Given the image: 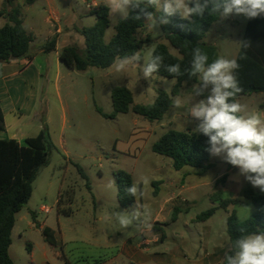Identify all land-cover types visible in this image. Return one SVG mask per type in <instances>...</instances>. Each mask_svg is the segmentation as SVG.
<instances>
[{
    "label": "rangeland",
    "instance_id": "rangeland-1",
    "mask_svg": "<svg viewBox=\"0 0 264 264\" xmlns=\"http://www.w3.org/2000/svg\"><path fill=\"white\" fill-rule=\"evenodd\" d=\"M79 3L82 16L76 21L77 29L82 30L79 26L89 29L96 20L89 15L86 4L82 0ZM32 15L34 19L24 15L23 20L27 30L35 22L34 51L45 45L51 29L44 21L46 14L42 8L32 10ZM115 18L116 22L111 20L105 34L106 42L116 35V25L120 18ZM55 20L60 19L50 18L54 23ZM248 20L243 15L219 19L212 25L204 41L216 46L219 57L236 59ZM162 35L161 25L153 31L145 29L138 32L141 39L148 36L151 38V42L141 51L142 57H146L160 43L168 45L172 53L177 52ZM61 38L63 46H75L79 51H85L86 41L80 31L72 30L68 33L65 30ZM72 73L75 95L67 99L68 123L62 134L63 112L56 99L51 96L48 99L52 108L56 109L52 124L53 136L56 140H64L66 144L65 147L60 145L58 149H48L47 164L38 172L31 199L17 215L13 243L9 250L14 263L32 264L27 248L31 245L41 257H47L49 264H96L115 254L116 247H111L110 243L117 244L130 238L140 239L141 233L135 226L122 229L114 219L100 220L101 216L107 217L113 212L131 211L133 208L135 203L128 209L122 208L117 197L116 175L125 171L132 175L134 181H142L145 176L149 178L148 185L141 183L144 196L140 203L151 210L153 227L148 230L147 241L142 240L144 243L138 248L139 251L136 253L135 249H127V253H124L127 260L116 264H130L131 261L137 264H221L225 251L230 248L227 233L229 212L220 208L207 222L198 221L196 216L213 207L211 200L218 191L223 192L225 189V183H219L220 179L228 172L238 174V168L225 162L222 157L213 155L210 162L214 166L208 171L201 173L200 170L189 168L198 171L199 175L189 177L186 185H202L191 196L176 193L163 197L167 192L165 186L156 184L159 181L167 184L169 180L183 178V173L175 171L170 165L171 159L153 151V145L172 129L199 133L195 131L197 122L189 116L188 111L193 102L205 98L200 96L194 99L192 96L191 88L197 82L182 85L178 95L173 98V107L160 121L151 122L132 109L127 114L109 119L101 115L98 109L107 115L113 113L111 95L115 87H126L132 91L133 106L151 105L160 92H166V88L170 87L171 91L166 93L171 94L177 80L172 84L170 82L173 79L156 74L145 79L138 68L131 66L119 73L99 68L85 72L73 70ZM237 101L246 106V113L241 114L264 112V92L242 96ZM179 113L182 117L177 116ZM27 123L37 124L38 120L32 117ZM220 174L223 176L218 179L216 187H209V181ZM113 181L114 187L108 188L107 185ZM247 184L245 180V187ZM244 189L240 187L241 193L235 199L242 202L236 206L246 203ZM194 199L197 201L194 202ZM222 199H225L223 195ZM59 200L60 208L68 211L69 215L60 211ZM236 206H230L229 211ZM42 208L49 209V213L43 212ZM236 210L240 222L257 212L252 204L237 207ZM33 214L38 217L39 227L34 224ZM175 216L178 220L173 223ZM191 218L196 220L192 222ZM47 224L55 230L57 243L46 241L43 231ZM206 227L211 229L214 236L210 244L203 241L202 231ZM164 228L167 238L162 241L161 231ZM223 249V254L214 255L212 260L200 261V257H196L197 254L202 256L206 252L212 254Z\"/></svg>",
    "mask_w": 264,
    "mask_h": 264
},
{
    "label": "trees",
    "instance_id": "trees-1",
    "mask_svg": "<svg viewBox=\"0 0 264 264\" xmlns=\"http://www.w3.org/2000/svg\"><path fill=\"white\" fill-rule=\"evenodd\" d=\"M31 2L32 0L27 1L28 4ZM147 11L154 13L157 20L163 15L151 6L147 8ZM137 12H132L127 20H119L116 25V35L106 42L105 34L110 27L109 9L106 6L93 9L91 14L96 17V24L92 28L82 30L86 41L85 51L81 52L75 46L64 47L59 53L60 60L69 69L77 72H85L91 68L107 70L111 68L116 56L131 55L135 51L141 52L151 42V38L149 36L145 39L138 37V32L147 28V20L144 17L140 20L133 19L132 16ZM0 16L6 19V23L0 29V63L27 57L30 54L34 37L24 27L21 7L16 5L15 0H6L0 10ZM167 19L169 23L161 24L162 37L177 52L172 53L166 44H158L154 54L162 55L164 61L160 70L154 74L177 80L172 93L162 91L153 104L133 106L132 91L126 87H115L111 95L113 113L107 115L98 109L104 117L115 119L117 115L127 114L132 109L134 113L151 122L162 120L173 107V98L178 95L182 85L186 82H197L195 77L189 79L187 74L173 77L165 70L164 65L179 63L182 71L190 67L192 59L190 53L195 47L202 48L208 54L209 62L219 57L216 46L204 41L212 25L219 20L218 16L209 15L206 11L203 17L193 16L190 20H183L178 15L167 17ZM56 44L57 40L54 38L47 42L43 50L51 52L56 49ZM236 60L240 65L237 77L243 89L236 99L253 93H263L264 16L248 20ZM0 129H5L1 110ZM207 141L208 137L201 133L172 129L153 145V151L171 159L175 171L192 168L205 172L214 166L210 162L211 154L206 150L209 147ZM53 147L55 146L51 142L46 124L37 137L27 138L24 145H20L15 140H0V264H15L10 257L9 250L13 243L12 233L17 215L31 199L33 184L38 172L47 164L48 149ZM116 178L119 204L122 208L128 209L135 203V198L129 196L125 189L134 182L133 177L128 172L120 171ZM226 178L224 175L219 183H225ZM217 195L218 199L214 201H217L219 205L198 215L197 220L207 221L218 209H226L229 212L227 233L230 248L237 236L241 235V228L246 233L264 231V210L261 209L264 206V192L250 183L247 185L244 200L246 203L255 205L258 211L243 222L239 221L236 210L229 211L230 206L241 204L242 201L222 199L221 191H218ZM60 206L61 201L59 200V209H61ZM60 211L66 215L70 214L62 209ZM43 234L48 242L54 243L48 228L44 229ZM229 249L227 252L231 254Z\"/></svg>",
    "mask_w": 264,
    "mask_h": 264
},
{
    "label": "clouds",
    "instance_id": "clouds-1",
    "mask_svg": "<svg viewBox=\"0 0 264 264\" xmlns=\"http://www.w3.org/2000/svg\"><path fill=\"white\" fill-rule=\"evenodd\" d=\"M109 9V17L115 23L116 15L120 20H135L144 17L146 27L153 31L161 24L169 23L167 17L178 15L183 20L193 16L209 15L227 19L232 15H243L252 19L264 16V0H103ZM143 5V7H142ZM192 5V6H190ZM151 6L163 15L157 20L154 13L147 11ZM153 48L142 57L140 51L131 55L116 56L111 64L115 72H124L129 66L138 68L145 79L152 78L163 65L164 57L154 54ZM190 67L181 70V65H164L165 70L173 77L187 74L189 79L195 77L197 83L191 88L192 96L205 98L193 102L188 109L189 116L195 120V131L208 137L209 147L206 149L213 156H220L228 164L238 168L253 187L264 192V112L246 113V106L237 101L243 89L237 77L240 65L235 58L223 56L209 62L208 54L200 47L191 50ZM143 60V63L141 61ZM170 83L174 84L175 79ZM166 92L171 89L166 88ZM205 93L207 95L205 96ZM179 106V105H176ZM143 185L150 180L134 181L125 192L135 198L131 211H116L109 216H101V220L114 219L122 229L135 226L140 232L151 230L152 212L144 208L140 199L144 196ZM114 187V181L107 185ZM243 219V217L241 218ZM241 235L232 242L225 253L221 264H264V231L246 233L240 229Z\"/></svg>",
    "mask_w": 264,
    "mask_h": 264
},
{
    "label": "crops",
    "instance_id": "crops-1",
    "mask_svg": "<svg viewBox=\"0 0 264 264\" xmlns=\"http://www.w3.org/2000/svg\"><path fill=\"white\" fill-rule=\"evenodd\" d=\"M5 1L6 0H0V10L2 9ZM27 1L28 0H15L16 5L20 6L22 9V18L24 17V15H27V16H31L32 19H34V16L32 15V10L34 9L38 10V8L39 9L42 8L46 14L44 21L46 24L50 26L51 29L48 32L49 37L47 39V42L55 38L57 40V44L55 50H52L51 52H45L43 48L47 44V42L39 50L37 49L34 51L32 50L33 49L32 48L33 43H32L30 54L27 57L13 59L7 63H0V110L3 114L4 123H5V129L4 130L0 129V140H15L20 145H24V141L27 138L37 137L43 130L44 124H46L48 132L50 134L51 142L53 143L55 148L58 149L60 145L62 147H65L66 142L64 140H60V138L56 140L53 136L52 124L54 123V117H55L54 112L56 109L52 108V105L49 104L48 99L50 96L53 97L54 99L57 100V103L61 107V112H63V115H62V125L60 131L62 134L63 132H65L68 123L66 116V108L68 102L67 99H72V97L75 95L74 94L75 91L73 90L74 86L72 85V83H74L73 81L74 75L72 73L73 70L69 69L66 65H65L66 67H64L63 65L64 63L60 60V56H59L60 50L64 47H68L62 45L61 36L65 32V30L68 33H70L72 30L80 31L82 33V30L86 28H83V26H79L80 29L82 30L77 29L76 21L78 18H81L82 16V12L79 9L80 0H32L30 4H28ZM82 1L86 4V7L89 11L88 13L90 16H92L91 18L94 17L95 20L96 17L91 14L92 10L99 6H106L103 0H82ZM56 17L60 20L59 21L55 20L56 21L55 23L50 21V18H56ZM116 17L119 18V15L117 14ZM5 23H6V19L0 16V29L4 26ZM23 24H24V20H23ZM110 24H111V18H110ZM30 25H31L30 30H27L26 28L25 29L29 34L33 35L34 31H36L35 22H32V24ZM46 60L48 61V63ZM47 64L50 65L47 66ZM177 116L182 117V114L179 113ZM32 117H34L35 120H38L37 124L27 123V120L31 119ZM32 133H37V134L35 135ZM170 165L172 166V162ZM178 172L183 173L182 179L176 178L174 180H169L167 184H165L166 182L164 181H159L156 183L157 186L160 185L165 186L167 192L166 194L163 195V197H167L170 194L175 195L176 193L178 194L184 193L185 195L188 194L190 196L195 195L199 190L200 186H202L198 184L191 186L186 185V181L189 177L199 175L198 171L186 168ZM223 174H220L215 178H213L211 181H209L208 183L209 187H212V189H214L217 185L218 179L221 176H223ZM225 175L227 178L225 181V189L222 192L223 198L235 199L241 193L239 192L240 187H242V189L246 188L249 182L245 187V180L243 179L244 178L243 176L235 173L231 174L229 172L225 173ZM193 197L195 196H192V198ZM217 199H218L217 193L215 194L213 200H211L210 198V200L213 203V207L218 206V202L214 201ZM196 201L197 200H195L194 202ZM249 204L251 203H245L239 206L235 205L236 207H234V210H236L237 207L248 206ZM255 208L258 211V208L256 206ZM32 217L34 220V224H36V226L39 227L37 215L33 214ZM177 220L178 217L176 216L173 217V223H175ZM195 220L194 218H191L192 222ZM45 228H48L51 239L55 243H57L55 230L48 224ZM165 228L162 229L161 231L162 241H164L167 238ZM202 232H203L202 234L203 241L207 244L208 243L210 244L211 241L214 239L211 229H209V227H206V229L203 230ZM140 233H141L140 239L130 238L117 244H114L113 242L110 243L108 241L111 247L113 246L116 247L115 254H113L112 257H110L108 260L101 259L97 261L96 264H116V263H123V260L126 261L127 259L125 258L127 257L124 255V253H127L126 250L135 249L137 253V251H139L138 248L141 246L142 243H144V241H147L146 238L149 237L148 230ZM27 248L30 252V258L32 264H49L47 261V257H41L38 253L34 251V248H32L31 245H28ZM223 251L224 249L217 250L212 254L206 252L202 256L197 254L196 257H200V261L202 260L208 261V260H212L214 258L213 257L214 255L220 253L223 254ZM130 264H137V263L131 261Z\"/></svg>",
    "mask_w": 264,
    "mask_h": 264
},
{
    "label": "built area",
    "instance_id": "built-area-1",
    "mask_svg": "<svg viewBox=\"0 0 264 264\" xmlns=\"http://www.w3.org/2000/svg\"><path fill=\"white\" fill-rule=\"evenodd\" d=\"M42 211L45 212L46 214L49 213V209H47V208H42Z\"/></svg>",
    "mask_w": 264,
    "mask_h": 264
}]
</instances>
